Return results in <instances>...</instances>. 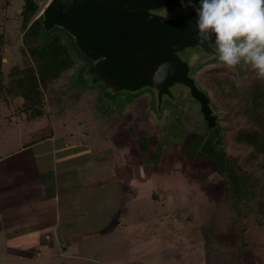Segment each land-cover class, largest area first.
<instances>
[{
  "label": "rangeland",
  "instance_id": "obj_1",
  "mask_svg": "<svg viewBox=\"0 0 264 264\" xmlns=\"http://www.w3.org/2000/svg\"><path fill=\"white\" fill-rule=\"evenodd\" d=\"M181 1L182 10L175 13L194 11L200 3ZM48 2H40L41 11ZM23 4L0 0L5 82L10 72L33 64L23 48ZM211 43L216 47L215 37ZM192 58L193 74L219 115L218 136L185 85L171 86L173 96L164 98L149 86L114 90L84 70L83 58L45 93L46 112L38 119L27 121L21 97L4 100L0 93V161L22 144L46 137L54 125L73 134V142L85 143L73 148L79 151L77 164L88 167L80 196L94 200L112 194L122 201L109 228L70 235L53 251L39 248L40 258L31 246H44L39 232L51 222L20 227V210L0 203V220L10 216L16 223L0 230V264H206L203 227L213 228L218 243L233 246L241 225L249 244L241 264H264V222L257 221L264 217V185L257 182L262 177L264 184V166L253 147L235 142L239 130L263 131L247 92L258 81L264 90V81L243 63L229 69L218 56Z\"/></svg>",
  "mask_w": 264,
  "mask_h": 264
},
{
  "label": "water",
  "instance_id": "obj_2",
  "mask_svg": "<svg viewBox=\"0 0 264 264\" xmlns=\"http://www.w3.org/2000/svg\"><path fill=\"white\" fill-rule=\"evenodd\" d=\"M170 4L171 0H49L42 12L50 29H65L94 62L95 80L118 91L149 86L158 89L160 96L172 95L171 86L183 83L214 127L217 116L210 99L178 54L189 46L211 48L205 37H198L196 12L175 19L154 12ZM164 61L171 69L158 73L157 66ZM161 78L163 83H154Z\"/></svg>",
  "mask_w": 264,
  "mask_h": 264
},
{
  "label": "crops",
  "instance_id": "obj_3",
  "mask_svg": "<svg viewBox=\"0 0 264 264\" xmlns=\"http://www.w3.org/2000/svg\"><path fill=\"white\" fill-rule=\"evenodd\" d=\"M73 136L64 130L57 131L53 125L46 137L34 143L22 144L15 155L11 151L0 161V203L7 205L10 210H20V227L31 228L46 218L51 222L48 228L37 231L42 234L44 246H31V250L47 247L53 251L63 246L62 243L70 235L89 234L109 228L113 211L120 209L122 201L112 194L94 200L80 196L87 184L84 176L88 167L85 164L86 167L82 168V165L77 164L74 155H79V151L73 148L85 143L73 142ZM39 211L45 213L40 215ZM6 218L8 221L0 220V230L9 227L11 222L12 226H16L12 217ZM41 255L39 250V254L34 257L40 258Z\"/></svg>",
  "mask_w": 264,
  "mask_h": 264
},
{
  "label": "trees",
  "instance_id": "obj_4",
  "mask_svg": "<svg viewBox=\"0 0 264 264\" xmlns=\"http://www.w3.org/2000/svg\"><path fill=\"white\" fill-rule=\"evenodd\" d=\"M41 1L24 0L20 12L23 48L31 57L33 64L10 72L6 82L3 69L6 32L0 31V93L4 100L21 97L23 104L20 111L26 113V119L29 121L45 114L47 106L45 93L53 91L63 74L75 69L78 60L83 58L88 61L82 66L93 76L91 64L94 62L81 51L73 36L61 27L50 29L47 26L44 13L41 11ZM261 87L258 81L256 87L251 88L247 95L251 100L250 112L254 114V120L259 121L263 131L239 130L235 135V142L246 148L253 147L252 154L260 160L261 166H264V90ZM215 130L216 128L213 129ZM257 182L263 187L262 177ZM257 221L263 223L264 217ZM240 227L241 229L237 228L239 240L233 246L218 243L213 228L203 227L207 250L206 264H241V256L248 250L249 244L246 241V227L244 225Z\"/></svg>",
  "mask_w": 264,
  "mask_h": 264
},
{
  "label": "clouds",
  "instance_id": "obj_5",
  "mask_svg": "<svg viewBox=\"0 0 264 264\" xmlns=\"http://www.w3.org/2000/svg\"><path fill=\"white\" fill-rule=\"evenodd\" d=\"M196 15L198 37L214 35L223 66L234 69L243 63L264 81V0H200ZM170 69L167 61L157 66L158 73Z\"/></svg>",
  "mask_w": 264,
  "mask_h": 264
},
{
  "label": "flooded vegetation",
  "instance_id": "obj_6",
  "mask_svg": "<svg viewBox=\"0 0 264 264\" xmlns=\"http://www.w3.org/2000/svg\"><path fill=\"white\" fill-rule=\"evenodd\" d=\"M171 3H173L174 5H177V6L173 7V5H169V6H166V7L160 8V9H156V10H154V12L157 13V14H160V15L167 14L168 17H170V18H172V19L179 18L180 16H185V15H189V14H192V13H195V12H196V10H194V11L187 12V13H178L179 10H182V5H183V4L180 5V4L182 3V1H181V0H171ZM175 9H178V12H177V13H175V12L173 11V10H175ZM182 12H183V11H182ZM164 16H165V15H164ZM205 38H206V40L208 41V44H209V46H210V48H211L210 51L206 50V49H205L203 46H201V45H196V46L185 47L184 49H182V51H179V52H178V54L181 56V58H182L184 61L188 62V65H189V68H190V70H189V75L195 79L197 86H198L201 90H204V89H203L202 86L199 85V83H198L196 77H195L194 74H193V71H194V73H195V71H196V67H195L194 64L192 63V59H193L192 57H193L194 55H198V54H206V55L217 56V53H216V47L214 46L213 43H211V40H212V38H214V35H213V36H209V37H205ZM181 84H182V85H185V84H183V83H181ZM174 85H175V84H174ZM185 86L188 88L189 92L191 93L190 88H189L187 85H185ZM153 89L155 90V93H154L155 96L158 97V93H159L158 89H156V88H153ZM204 92L207 94V92H206L205 90H204ZM191 95H192V93H191ZM207 95H208V94H207ZM165 96H168V95H167V94H164V95H163V98H164ZM172 96H173V94L171 95V97H172ZM192 96H193V95H192ZM208 97H209V95H208ZM173 98H175V97H173ZM193 98H194V97H193ZM194 99H195V98H194ZM209 99H210V97H209ZM195 101H197V103H198V105L200 106V109H201V111H202V108H201V104H200V102H199L197 99H195ZM161 111H162V109H161V110L159 109V111H158L157 113H161ZM213 114L216 115V116H218V118H217V120H216L217 125L213 127V129L216 128L215 133H216V135L218 136V135H220V129H219V127H218V125H219V115H218L217 113H215V112H213ZM203 116L205 117V115H203ZM205 120H206V124H207L208 121H207L206 117H205ZM210 127H211V126H210ZM211 129H212V128H211ZM213 129H212V130H213Z\"/></svg>",
  "mask_w": 264,
  "mask_h": 264
}]
</instances>
